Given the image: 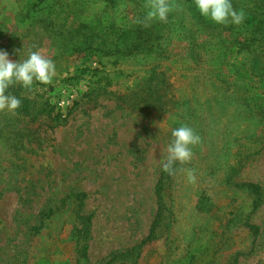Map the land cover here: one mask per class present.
I'll use <instances>...</instances> for the list:
<instances>
[{"label":"rangeland","instance_id":"1","mask_svg":"<svg viewBox=\"0 0 264 264\" xmlns=\"http://www.w3.org/2000/svg\"><path fill=\"white\" fill-rule=\"evenodd\" d=\"M35 1L0 0V33L15 37L0 50L14 62L36 51L56 65L48 84L26 89L53 106L49 115L25 128L4 121L13 112H0V264H189L210 241L208 264H264V77L250 73L254 53L168 34L146 62L95 46L74 50L77 38H64L79 26L76 16L48 15L54 0L30 9ZM115 1L75 5L84 22L95 20L81 31H93L99 19L116 27L132 20L135 5ZM215 66L225 82L209 77ZM150 69L168 83L162 106H132ZM101 72L109 78L99 79ZM237 75L246 82L234 84ZM247 88L260 96L249 107ZM181 124L201 137L191 163L177 165L195 169V183L162 171L171 131ZM243 182L261 187L256 208L233 185Z\"/></svg>","mask_w":264,"mask_h":264},{"label":"trees","instance_id":"2","mask_svg":"<svg viewBox=\"0 0 264 264\" xmlns=\"http://www.w3.org/2000/svg\"><path fill=\"white\" fill-rule=\"evenodd\" d=\"M50 0H36L28 4L30 9L35 8L40 3L46 4ZM115 0H104L106 4L112 6ZM29 2V1H27ZM54 5L49 4L47 6L48 15L51 13H65L68 17H75L78 19L79 26L73 30L67 32V35L64 38L66 43H70V40L75 37L78 40L73 44V48L79 49L78 45H81V48L86 50L90 46H95L93 48L96 51L101 52L106 55H117V56H130L140 62H146L148 59L146 56L157 54L161 48V39L166 34L170 38H175L176 40H183L184 38H190L191 44L198 45L199 40L203 39L204 44L212 43L211 39L215 38V41L220 43L222 46L228 50H237L238 53H249L252 51L254 53L253 59L250 61L251 66L249 67L250 73L253 77L262 78L264 77V0H231L234 9L237 11H242L244 14V21L240 24H233L229 22L227 25H219L211 21L210 19L202 16L198 9L195 7L194 0H167L171 7V11L168 14L166 21H159L157 19L147 20V12L149 9V4L151 0H130L135 5V8H132L133 19L127 21L125 17L123 18L124 23L116 27V22L112 20V25L108 26L104 20L98 21L93 31L86 30L81 31V28L87 26V24L95 23V20L88 19L87 22H84V19L80 18L81 9H74V6L85 7L86 2H93V0H75L72 2H67V0H54ZM46 7V6H45ZM69 9L66 13L65 10ZM70 14V15H69ZM55 18V17H53ZM59 18V17H58ZM79 19H81L79 21ZM61 20V18H59ZM52 21V18L50 19ZM64 23L67 22V18H64ZM92 22V23H89ZM51 23L45 25L47 30ZM101 27L106 30L108 27L110 30L100 31ZM192 28L194 31H190L189 28ZM99 29V31H97ZM66 31V30H65ZM166 31H168L166 33ZM107 33V34H104ZM192 33V34H191ZM79 34V36H77ZM15 38L12 34H2L0 33V42L6 40V44L11 42ZM224 42V43H223ZM89 45V47H85ZM198 48H202L199 46ZM207 50H211L214 47H206ZM226 50L220 52V56L223 57ZM72 53V51H71ZM99 58V57H98ZM225 58V57H224ZM118 57H116V60ZM226 60V59H224ZM235 65L233 64V67ZM247 67V66H246ZM245 67V68H246ZM155 69L156 66H153ZM213 68L212 74L209 76L214 80L225 82L224 79L225 73L221 67H211ZM248 68V67H247ZM154 69L146 71L145 82L142 85H139V89L133 93L137 95V98L134 105L139 106L141 102L146 106L149 105H158L159 108L162 106V98L166 90L167 81L163 73H157L154 76ZM241 71V69H238ZM235 72H239V71ZM240 74V73H237ZM220 76L217 77V76ZM164 77V79H163ZM109 78V73L101 72L99 74V79ZM234 84L245 83L246 81L239 77L238 75L234 78ZM264 81V80H259ZM221 82V83H222ZM105 85L101 87H96L91 89L89 98H92L93 93L96 90L105 91ZM252 89V87H251ZM9 92L15 95L21 100V106L13 112V115L8 118L4 117V121H22L23 126L27 128V123L36 120L38 117L42 116L43 113L48 112V115L53 111V106L49 109L47 102L32 100L26 94V88H23L19 84L13 85L9 88ZM25 92V95H24ZM246 96L243 100L246 102V107H249L251 102L259 99L258 94L254 91H249L248 88L243 90ZM249 93L251 95H249ZM136 97V96H135ZM140 102H139V101ZM50 110V111H49ZM14 124V123H12ZM237 171L236 167H231V174ZM230 175V176H232ZM231 178V177H230ZM230 178L227 179V182H231ZM162 183V182H161ZM161 183L158 185V190L161 189ZM234 186L240 187L248 192L249 196H253L254 208L257 207L260 202L262 195L261 187L259 184L254 182H243V183H233ZM200 202H202L200 200ZM199 202L197 207H199ZM246 226L255 232L257 226L252 223L245 222ZM210 241L202 251L197 253V255L192 254L188 258L189 264L193 263L195 259L197 264H208L212 261L211 252L213 248L210 246ZM132 251V248L131 250Z\"/></svg>","mask_w":264,"mask_h":264},{"label":"clouds","instance_id":"3","mask_svg":"<svg viewBox=\"0 0 264 264\" xmlns=\"http://www.w3.org/2000/svg\"><path fill=\"white\" fill-rule=\"evenodd\" d=\"M199 13L216 24L227 25L229 22L240 24L244 21L242 11L234 9L231 0H194ZM146 19L166 21L171 7L167 0H151ZM56 71V65L50 58L39 52L31 51L28 57L21 61H12L9 53L0 50V112H15L21 106V100L9 92V88L19 84L31 89L34 81L48 84ZM171 141L167 145L166 155L160 160L162 171L169 176L177 172L186 174L189 183H195L196 172L193 168H178L177 165L191 163L193 149L201 142V137L187 124H181L171 131Z\"/></svg>","mask_w":264,"mask_h":264}]
</instances>
